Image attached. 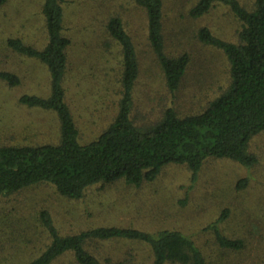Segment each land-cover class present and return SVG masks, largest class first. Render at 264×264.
Listing matches in <instances>:
<instances>
[{"label": "rangeland", "instance_id": "1", "mask_svg": "<svg viewBox=\"0 0 264 264\" xmlns=\"http://www.w3.org/2000/svg\"><path fill=\"white\" fill-rule=\"evenodd\" d=\"M248 10L254 0H238ZM43 0H10L0 7V71L18 74L20 85L0 81V145L14 142L42 143L58 135L53 113L26 108L18 103L24 93L48 90L44 65L18 56L6 47L8 37H19L39 49L47 36ZM164 40L168 53L189 55V64L177 93L166 90L146 38L145 15L133 0H65L64 33L71 40L67 75L68 101L83 140L98 132L116 111L118 47L105 31L111 15H119L133 38L140 67L135 88L136 110L172 104L181 113L200 111L207 101L225 91L231 82L230 64L217 48L199 41L201 27L220 39L237 43L241 22L226 5L216 3L199 18L189 16L195 0H163ZM46 90V91H47ZM146 118H156L148 114ZM142 120L144 117H138ZM101 127H98V126ZM98 134V133H97ZM249 150L257 163L246 169L227 158L205 161L192 182L185 165L164 167L155 180L140 186L123 181L94 187L80 201L59 196L51 186L36 185L0 199V264H22L38 255L48 243L39 213L50 212L61 234L97 226L134 227L146 231L177 229L192 236L207 264H264V131L254 137ZM245 185L239 187V183ZM225 210L219 223L229 238H241L239 251L220 249L207 226ZM87 249L105 264L128 261L151 264L149 247L140 242L92 241ZM62 258L56 264H70Z\"/></svg>", "mask_w": 264, "mask_h": 264}, {"label": "trees", "instance_id": "2", "mask_svg": "<svg viewBox=\"0 0 264 264\" xmlns=\"http://www.w3.org/2000/svg\"><path fill=\"white\" fill-rule=\"evenodd\" d=\"M9 1L0 0V7ZM64 1L42 2L47 41L41 49L19 37L5 40L6 47L16 55L44 65L48 90L38 88L41 92L21 94L18 103L53 113L58 135L48 142L0 145V199L45 184L63 198L80 201L94 187L104 188L118 181L134 187L151 182L170 164L185 165L195 182L203 164L211 158L231 159L246 169L256 165L257 157L249 145L264 131V0H254L252 10L238 0H195L190 7L189 16L199 18L220 3L229 7L241 22L237 43L220 39L207 27L199 29V41L225 54L231 82L200 111L191 113H181L172 104L161 107L159 113L153 109L136 110L135 88L140 73L137 49L121 17L111 15L105 31L118 47L119 97L112 118L105 126L99 125L98 132L91 130L93 135L85 140L80 136L78 120L68 101L71 40L64 33ZM133 2L145 15L147 43L165 88L174 97L187 70L189 55L167 52L163 0ZM0 81L15 87L21 79L14 72L1 70ZM148 114L156 118H146ZM242 185L244 181L239 187ZM227 215L225 210L207 229L213 232L220 249L239 251L244 241L229 238L220 229L219 223ZM39 222L49 241L38 255L22 264H56L62 258H70V264H105L87 249V244L114 240L147 245L151 264H207L192 236L177 229L146 231L106 225L61 234L46 209L40 211Z\"/></svg>", "mask_w": 264, "mask_h": 264}]
</instances>
